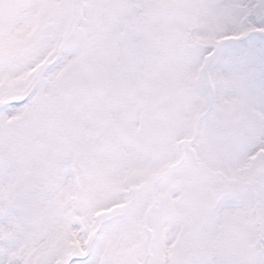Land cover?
Wrapping results in <instances>:
<instances>
[{
    "label": "snow or ice",
    "instance_id": "6c2138e0",
    "mask_svg": "<svg viewBox=\"0 0 264 264\" xmlns=\"http://www.w3.org/2000/svg\"><path fill=\"white\" fill-rule=\"evenodd\" d=\"M0 264H264V0H0Z\"/></svg>",
    "mask_w": 264,
    "mask_h": 264
}]
</instances>
